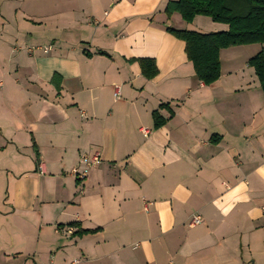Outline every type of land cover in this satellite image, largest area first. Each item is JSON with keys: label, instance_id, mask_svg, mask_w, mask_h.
Here are the masks:
<instances>
[{"label": "crops", "instance_id": "crops-1", "mask_svg": "<svg viewBox=\"0 0 264 264\" xmlns=\"http://www.w3.org/2000/svg\"><path fill=\"white\" fill-rule=\"evenodd\" d=\"M170 1L0 0V264H264V45L206 85Z\"/></svg>", "mask_w": 264, "mask_h": 264}, {"label": "trees", "instance_id": "trees-1", "mask_svg": "<svg viewBox=\"0 0 264 264\" xmlns=\"http://www.w3.org/2000/svg\"><path fill=\"white\" fill-rule=\"evenodd\" d=\"M165 13L168 18L179 13L186 22L204 15L229 26L226 31L209 33L167 27L170 33L185 42L187 57L193 63L197 77L206 85L221 77L220 54L223 49L264 45V0H172L167 4ZM139 62L146 78L152 79L158 74L154 59L143 58ZM248 64L254 68L264 93V49L253 55ZM153 120L155 128L162 127L167 121L158 109L153 111ZM87 232L81 230L78 233Z\"/></svg>", "mask_w": 264, "mask_h": 264}, {"label": "built area", "instance_id": "built-area-1", "mask_svg": "<svg viewBox=\"0 0 264 264\" xmlns=\"http://www.w3.org/2000/svg\"><path fill=\"white\" fill-rule=\"evenodd\" d=\"M50 49H51V46L46 47L44 49V51L48 52ZM119 95H120V91H119V88L117 87V90L115 92V97L119 98ZM142 131L146 134L149 133L147 128H143ZM100 163H101V157H100V154L98 152H96L92 155H83L81 157L80 164H82L84 167L83 168H80V167L74 168L73 173L77 176V178L85 179L89 173V169L91 167L99 165ZM39 169L41 172L43 171L42 167H39ZM201 222H202V217L200 215H195V216H193V218L190 222V225L194 226V225L200 224ZM76 262H78V261H76Z\"/></svg>", "mask_w": 264, "mask_h": 264}, {"label": "rangeland", "instance_id": "rangeland-1", "mask_svg": "<svg viewBox=\"0 0 264 264\" xmlns=\"http://www.w3.org/2000/svg\"><path fill=\"white\" fill-rule=\"evenodd\" d=\"M203 16V15H202ZM193 27V26H192ZM194 29V28H193ZM260 45L261 44H259V45H253L254 47H248V49H247V53H249V54H252V53H254L253 51L254 50H256L257 48H260ZM240 46V45H239ZM243 46H246V45H243ZM256 46H258L257 48H256ZM228 53L227 52H225L224 54H223V56H226ZM243 53H240V55H242ZM253 56V55H252ZM240 63V62H239Z\"/></svg>", "mask_w": 264, "mask_h": 264}]
</instances>
